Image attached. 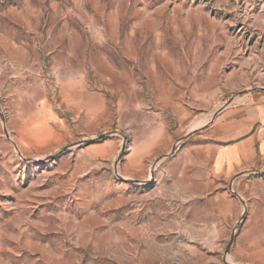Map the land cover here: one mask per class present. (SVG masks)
<instances>
[{"label": "rangeland", "instance_id": "obj_1", "mask_svg": "<svg viewBox=\"0 0 264 264\" xmlns=\"http://www.w3.org/2000/svg\"><path fill=\"white\" fill-rule=\"evenodd\" d=\"M0 264H264V0H0Z\"/></svg>", "mask_w": 264, "mask_h": 264}]
</instances>
